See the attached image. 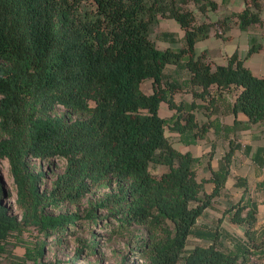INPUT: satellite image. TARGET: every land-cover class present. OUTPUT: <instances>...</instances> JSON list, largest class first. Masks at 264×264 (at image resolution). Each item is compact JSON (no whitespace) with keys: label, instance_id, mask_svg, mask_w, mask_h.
<instances>
[{"label":"trees","instance_id":"trees-1","mask_svg":"<svg viewBox=\"0 0 264 264\" xmlns=\"http://www.w3.org/2000/svg\"><path fill=\"white\" fill-rule=\"evenodd\" d=\"M190 2L195 9L184 5ZM216 7L215 0H0V161H8L21 212L19 217L9 211L0 174V256L16 264H53L40 259L45 237L60 241L83 217L46 207L80 202L94 187H111L84 218L116 221L118 230L143 227L138 250L148 264H255L251 255L264 257V228L256 226L251 196L225 211L244 227L231 246L224 245L218 224L197 227L225 175L212 172L214 187L205 193L197 158L165 134L166 127L193 129L192 141L206 131L205 123L174 101L179 83L164 79L165 64L181 59L188 84L202 87L195 95H209L212 84L239 86L232 111L244 112L248 121L234 119V125L260 122L264 133V75L253 74L237 53L212 66L194 48L214 25L235 19L245 28L261 21L260 0H244L241 11L213 21L196 18ZM160 16L183 28L180 48L156 46L152 31ZM145 78L153 79L149 93L141 87ZM161 100L175 108L174 115H160ZM32 159L63 161L50 187H43L44 170L35 169ZM151 163L166 168L154 174ZM96 208L107 213L99 216ZM190 235L206 243L187 248ZM18 244L23 255L12 251Z\"/></svg>","mask_w":264,"mask_h":264},{"label":"crops","instance_id":"crops-1","mask_svg":"<svg viewBox=\"0 0 264 264\" xmlns=\"http://www.w3.org/2000/svg\"><path fill=\"white\" fill-rule=\"evenodd\" d=\"M215 1L217 7L214 10L197 13L196 18L213 21L226 14L239 12L244 7V0ZM260 16L261 21L250 23L245 28H241L235 19L223 26L214 25L207 36L196 39L194 43L196 53H204L212 66L225 64L231 54L237 53L253 74L264 75V0H260ZM157 25L158 30L154 32ZM215 27L221 31V35L216 34ZM183 33L184 30L177 20L160 16L153 28L152 38L160 49H178L183 45ZM251 44H255L256 47L247 54ZM163 74L164 79H173L180 85L172 93L174 101L183 104L184 108H189L199 124H206L204 134L192 141L188 138L193 129H186L180 133L167 127L170 133L176 135V147L182 151L189 150L197 158L196 174L198 178L205 179L203 182L205 193H211L214 187V181L209 179L212 172L225 175L223 185L211 197V203L206 208L210 207L216 211L221 207L219 210L225 212L226 207L251 196L256 202V226L264 228V133L260 122H252L248 126L234 125V119L239 123L248 121V116L244 112L237 111L234 114L232 111L240 87L231 84L225 88H218L216 84H212L208 89L209 95L207 93L195 95L193 90L200 92L202 87L188 84L189 70L183 59L178 63H166ZM143 82H148L149 90L142 89L146 93L151 92L153 79L145 78L141 82V87ZM175 111L166 100L160 101V115L171 117ZM226 152H229L227 157ZM233 223L237 225L241 236L244 227Z\"/></svg>","mask_w":264,"mask_h":264},{"label":"rangeland","instance_id":"rangeland-1","mask_svg":"<svg viewBox=\"0 0 264 264\" xmlns=\"http://www.w3.org/2000/svg\"><path fill=\"white\" fill-rule=\"evenodd\" d=\"M186 7L194 8L192 2L185 3ZM158 25L154 32L158 30ZM144 90H149L148 82L142 83ZM58 110H63L62 106ZM166 127V134L176 146V135L169 132ZM32 164L35 169L44 170L43 187H50L51 181L55 175L63 169V161L32 159ZM165 165L150 164V169L154 174H158ZM0 174L3 177V186L7 193L5 203L11 213L17 214L20 217V209L17 207L16 189L12 180L9 164L6 159L0 161ZM111 187H94L80 202L69 203L63 202L58 206H48L46 209L52 213L59 211H76L83 217L77 222L81 223L74 230L63 237L60 241L55 236H47L45 243V252L40 257L42 261H50L53 264H148L147 260L142 257L139 249V244L142 242L145 235V229L138 225L127 229L118 230L117 222L113 220L100 219L97 223H91L85 219L84 213L90 209H94L95 200L102 196L106 191H111ZM220 203H218L219 206ZM221 206V205H220ZM219 206V207H220ZM221 208V207H220ZM214 210L206 208L205 212L199 217L197 227L201 228H218L221 231V238L225 242L224 245L231 246L232 243L239 237L240 232L228 216V213L222 210ZM225 209H228L226 207ZM98 210V208H96ZM222 211V213H221ZM97 215L104 216L107 210L104 208L98 210ZM28 237L33 235L27 234ZM206 241L200 236L190 235L186 241L187 248L193 247L195 244H205ZM84 246V247H83ZM79 249L81 251H79ZM13 253L23 255L24 246L21 244L14 245ZM251 261L255 264H264V257H257L254 254L250 256ZM32 262V261H30ZM0 264H16L6 255L0 256Z\"/></svg>","mask_w":264,"mask_h":264},{"label":"water","instance_id":"water-1","mask_svg":"<svg viewBox=\"0 0 264 264\" xmlns=\"http://www.w3.org/2000/svg\"><path fill=\"white\" fill-rule=\"evenodd\" d=\"M3 199H4V195L1 196V200H3Z\"/></svg>","mask_w":264,"mask_h":264}]
</instances>
